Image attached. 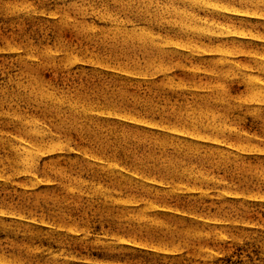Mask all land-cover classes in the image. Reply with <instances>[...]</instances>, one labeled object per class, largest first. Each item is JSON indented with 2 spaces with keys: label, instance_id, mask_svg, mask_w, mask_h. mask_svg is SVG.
Returning <instances> with one entry per match:
<instances>
[{
  "label": "rangeland",
  "instance_id": "rangeland-1",
  "mask_svg": "<svg viewBox=\"0 0 264 264\" xmlns=\"http://www.w3.org/2000/svg\"><path fill=\"white\" fill-rule=\"evenodd\" d=\"M0 264H264V0H0Z\"/></svg>",
  "mask_w": 264,
  "mask_h": 264
}]
</instances>
